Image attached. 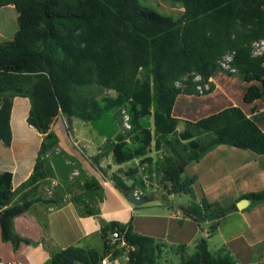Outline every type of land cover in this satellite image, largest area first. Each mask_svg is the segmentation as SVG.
Segmentation results:
<instances>
[{"label":"trees","instance_id":"trees-1","mask_svg":"<svg viewBox=\"0 0 264 264\" xmlns=\"http://www.w3.org/2000/svg\"><path fill=\"white\" fill-rule=\"evenodd\" d=\"M172 1L183 7L177 18L138 0H0V7L14 8L17 25L11 39L0 41V142L7 145L10 140L13 96L28 97L26 122L39 133H47L58 113L88 122L108 142L100 155L110 154L116 165L137 160L110 173L119 192L144 189L145 182L136 173L143 166L155 169L168 183V194L189 196L188 203L176 208L184 217L206 223L209 235L218 219L237 210L238 199H248L247 207L264 200V187L221 205L203 195L195 197V177L184 175L183 166L218 144L264 154V132L236 105L195 121L183 120L184 127L177 131L180 119L171 115V109L178 94H198L195 85L220 70L217 60L227 51H233L235 73L248 83L242 101L250 103L264 95V60L250 54L251 41L264 38V0ZM194 74L201 80H193ZM91 85L112 94L97 98ZM123 113L129 127L121 129L117 116ZM45 140L40 154L56 142ZM151 149L165 153L153 159ZM142 193L147 201L154 197ZM11 197V174L2 171L0 238L16 250L23 238L13 231L12 221L32 201L9 204ZM113 229L123 232L133 247L127 264H158L163 250L176 255L177 264H239L224 245L210 251L205 237L197 238L187 253L184 243L168 244L132 231L130 219L100 227V251L69 245L51 251L49 264H98ZM260 257L248 264H264V252Z\"/></svg>","mask_w":264,"mask_h":264},{"label":"crops","instance_id":"crops-1","mask_svg":"<svg viewBox=\"0 0 264 264\" xmlns=\"http://www.w3.org/2000/svg\"><path fill=\"white\" fill-rule=\"evenodd\" d=\"M154 2L162 11L174 14L173 18L183 11L179 1ZM4 7L9 10L0 16V41L11 39L17 26L14 8ZM207 80L211 86L208 92L180 93L175 97L171 115L180 119L177 131L184 127L183 120L195 121L236 105L264 132V113H261L264 95L250 103L243 102L248 83L235 72L216 70ZM235 85L238 90L232 94ZM28 108L27 96L11 98L10 140L7 145L0 142V172L11 174L9 204L32 201L12 221L13 231L23 241L13 250L9 241L0 238V258L19 260L22 264H49L51 251L69 245L100 251V227L109 221L124 223L130 219L132 231L168 244L184 243L187 253L192 252L197 238L205 237L206 243L213 239L215 249L224 245L241 264L259 260L264 252V200L225 214L209 235L206 223L184 217L179 209L167 207L165 201L155 203L154 210L134 209L135 205L125 200L103 168L104 156L100 154L105 146H73L77 133L60 113L53 117L47 133H39L26 122ZM91 131L103 139L94 129ZM51 139L56 142L40 154L41 142ZM182 173L195 177L192 189L196 198L203 195L208 201L226 205L244 193L264 187V154L218 144L198 160L187 162ZM48 198L50 202L43 201Z\"/></svg>","mask_w":264,"mask_h":264},{"label":"rangeland","instance_id":"rangeland-1","mask_svg":"<svg viewBox=\"0 0 264 264\" xmlns=\"http://www.w3.org/2000/svg\"><path fill=\"white\" fill-rule=\"evenodd\" d=\"M138 1L141 4L149 7L150 9H152L158 13H161L163 15H171L172 17L175 16L174 14H169L168 12H164L160 8H158L155 5L154 0H138ZM5 8L6 7L3 6L0 9V16H4V15H6V13H8L9 8L8 9H5ZM235 82L237 84L239 83L237 79H235ZM239 84H241V81ZM89 90L97 98L100 95H103L106 93L112 94L111 91L103 90L101 88H98L97 86H92V85L89 86ZM233 90L234 91L232 92V94H235V92L238 90L236 85L233 87ZM84 91L86 92L87 90L85 89ZM204 93H206V92H204ZM120 116H121V121H122V115H118L117 119H119ZM147 120L149 121L150 118H148ZM67 121H68L67 125L69 127H73L74 131L77 133V138H75V139H78V140L73 139V141H72V143L74 142L73 146H106V147L108 146V142L105 140V138H103V139L99 138L98 139V137L96 135H94V133H91L92 132L91 130H93V127L91 126L90 123L81 121L80 119H78L76 117H70L67 119ZM122 127L123 126L121 124V129H122ZM118 128L120 129V125L118 126ZM94 131H95V129H94ZM84 138H86L87 141H85ZM164 153H165L164 149L157 151V152H155L151 149L149 152V155L152 156V158L154 159L157 157L161 158L164 155ZM136 161L137 160L135 159L132 161L124 162L123 165L120 166V168L126 169L127 167L133 166L136 163ZM104 165H103L104 166L103 168L105 170H107L108 174H110L113 171H116L115 164L113 163L109 154L104 156ZM111 167H113L114 169L112 171H109V169ZM135 177L136 178L140 177L145 182V188L144 189H140L138 187L137 188L135 187V190H138L141 193L143 192L142 194H153L154 197H153V199H151L149 201L143 202L139 205H135L134 209L136 208L137 210L141 209V210H145V211L146 210H154V209H157V207L155 206V203L164 202V201L167 203V207L176 208L178 203L183 205V204L187 203V201H189V196L187 194H184V193H172L171 196L168 197L167 189L169 188V185H168V183H163L160 180V178H159L160 175L155 169L148 170V168L145 166L140 167L138 172L136 173ZM130 182H131L130 180H126L127 184H130ZM164 196H166V198H164ZM212 240L207 241V245L211 251H214L216 244ZM158 261H159L158 264H177V256L170 253V252H167L166 250H163ZM45 264H47V263H45ZM239 264H241V263H239Z\"/></svg>","mask_w":264,"mask_h":264},{"label":"built area","instance_id":"built-area-1","mask_svg":"<svg viewBox=\"0 0 264 264\" xmlns=\"http://www.w3.org/2000/svg\"><path fill=\"white\" fill-rule=\"evenodd\" d=\"M250 54L254 57H262L264 60V38H258L250 43ZM233 51H227L217 60V66L220 70L226 73L235 72V68L231 65ZM193 80H201L198 74L193 75ZM178 84V82H175ZM211 86L208 80H204L202 83L195 85V89L198 94H202L210 90ZM122 126L128 128L126 114H122ZM134 193L139 195L140 192L134 189ZM123 232H119L113 229L107 237V249L105 253L100 257L98 264H127L128 253L132 250V245L127 243L122 236ZM0 264H22L19 260L2 259L0 258Z\"/></svg>","mask_w":264,"mask_h":264},{"label":"water","instance_id":"water-1","mask_svg":"<svg viewBox=\"0 0 264 264\" xmlns=\"http://www.w3.org/2000/svg\"><path fill=\"white\" fill-rule=\"evenodd\" d=\"M125 200L130 202L132 205H139L147 201L146 196L136 195L133 189L128 190L125 194ZM249 204V200L246 198H240L235 201V206L238 210L245 208Z\"/></svg>","mask_w":264,"mask_h":264}]
</instances>
